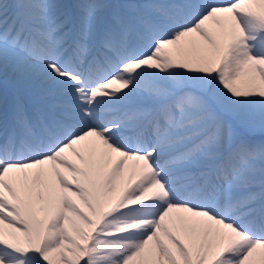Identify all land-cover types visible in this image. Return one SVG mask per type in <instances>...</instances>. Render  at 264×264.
<instances>
[{
  "label": "snow or ice",
  "instance_id": "1",
  "mask_svg": "<svg viewBox=\"0 0 264 264\" xmlns=\"http://www.w3.org/2000/svg\"><path fill=\"white\" fill-rule=\"evenodd\" d=\"M0 264H264V0H0Z\"/></svg>",
  "mask_w": 264,
  "mask_h": 264
}]
</instances>
